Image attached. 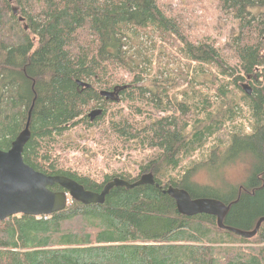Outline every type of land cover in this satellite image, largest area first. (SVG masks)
<instances>
[{
  "label": "trees",
  "instance_id": "trees-1",
  "mask_svg": "<svg viewBox=\"0 0 264 264\" xmlns=\"http://www.w3.org/2000/svg\"><path fill=\"white\" fill-rule=\"evenodd\" d=\"M217 1L239 22L231 42L238 66L213 43L192 42L158 0H0V150L8 151L29 123L23 158L36 171L96 193L115 178L155 180L112 188L104 204L71 200L47 218L1 221L0 264H264V0ZM148 29L171 38L189 64L181 101L169 95V84H148L137 74L144 71L129 50L138 31ZM119 71L132 83H122ZM114 89H122L131 114L109 115L118 101L100 93ZM149 106L174 114L140 127ZM97 108L102 114L91 120ZM244 112L250 132L239 121ZM100 126L117 145L148 153L138 176L123 170L99 181L65 168L51 145L56 137ZM243 160L249 172L239 186L194 180L201 169L215 173ZM169 187L220 201L227 208L222 224L209 215H181L164 192Z\"/></svg>",
  "mask_w": 264,
  "mask_h": 264
},
{
  "label": "rangeland",
  "instance_id": "rangeland-1",
  "mask_svg": "<svg viewBox=\"0 0 264 264\" xmlns=\"http://www.w3.org/2000/svg\"><path fill=\"white\" fill-rule=\"evenodd\" d=\"M158 3L168 16L180 23L184 33L192 42L207 41L213 43L229 65L238 66L231 42L233 38L238 36L239 22L234 20L232 15L223 13L217 0H158ZM138 33L140 36L137 42H133L134 47L131 49L127 47L130 49L129 52L134 57L136 65H139V70L144 71V76L136 71L137 74L144 77L148 84L154 80L169 84V95L181 101L182 93L189 88L188 82L183 79L189 71V64L181 56L178 46L173 43L171 38L163 39L161 35L151 29L139 30ZM138 49L140 54L137 53ZM206 69L210 74L211 70H216L212 67ZM189 73H191V69ZM116 76L121 78L124 84H131L133 81V76L124 71L117 72ZM242 86L243 84H241V88ZM198 88L205 93H210L211 96L214 95L212 90L208 91L203 86ZM239 95H241L240 91ZM119 98L121 99L118 103L108 107L109 115L114 118L118 114L127 115L131 112L127 103L123 102L124 97L119 94ZM146 108L147 111H152L138 119L140 127L157 117L174 114V112L159 113L151 106ZM99 110L101 109H94L90 114ZM153 112L156 114L152 115ZM175 114L178 113L175 112ZM246 115V112L241 114L239 121H243L246 131L250 132L251 127L246 121ZM105 130L104 126L91 130L80 127L69 131L63 137L57 136L58 144L52 143L51 145L56 147L65 168L80 174H89L95 180L102 181V176L106 173L114 174L116 171L123 170H132L134 175L138 176L137 167L146 160L148 153L133 150L123 144L117 145L114 140L108 137ZM194 160H197V157ZM248 172L249 163L243 160L226 166L215 173L208 169H201L194 176V180L199 185H209L216 188L239 186L247 178Z\"/></svg>",
  "mask_w": 264,
  "mask_h": 264
},
{
  "label": "water",
  "instance_id": "water-1",
  "mask_svg": "<svg viewBox=\"0 0 264 264\" xmlns=\"http://www.w3.org/2000/svg\"><path fill=\"white\" fill-rule=\"evenodd\" d=\"M17 12L15 8L14 14ZM77 84L89 87L81 82ZM121 90L102 91L100 94L107 100L119 101ZM101 114L102 110L94 111L89 114V117L93 120ZM28 124L12 142L8 151L0 150V222L18 215L50 216L65 210L71 200L84 205L104 204L106 196L115 187L134 189L142 185H155L154 177L151 174H144L133 183L115 178L104 187L101 193H96L86 190L77 181L65 176H49L36 171L26 164L23 158L25 146L30 139ZM55 185H58L61 190H51ZM164 192L174 199L181 215L187 217L209 215L216 217L219 224H222L227 208L220 201L210 198H192L186 190L174 187H169Z\"/></svg>",
  "mask_w": 264,
  "mask_h": 264
},
{
  "label": "built area",
  "instance_id": "built-area-1",
  "mask_svg": "<svg viewBox=\"0 0 264 264\" xmlns=\"http://www.w3.org/2000/svg\"><path fill=\"white\" fill-rule=\"evenodd\" d=\"M45 218H47V216H45Z\"/></svg>",
  "mask_w": 264,
  "mask_h": 264
}]
</instances>
